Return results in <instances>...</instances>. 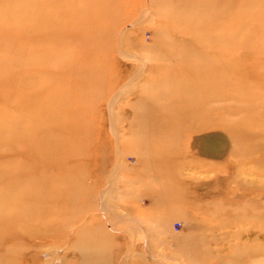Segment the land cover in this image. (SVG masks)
Segmentation results:
<instances>
[{"label":"rangeland","instance_id":"rangeland-1","mask_svg":"<svg viewBox=\"0 0 264 264\" xmlns=\"http://www.w3.org/2000/svg\"><path fill=\"white\" fill-rule=\"evenodd\" d=\"M0 264H264V0H0Z\"/></svg>","mask_w":264,"mask_h":264}]
</instances>
